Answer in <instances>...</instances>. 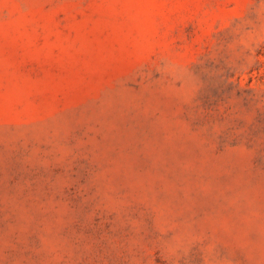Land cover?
Returning a JSON list of instances; mask_svg holds the SVG:
<instances>
[{
	"label": "rangeland",
	"instance_id": "1",
	"mask_svg": "<svg viewBox=\"0 0 264 264\" xmlns=\"http://www.w3.org/2000/svg\"><path fill=\"white\" fill-rule=\"evenodd\" d=\"M0 264H264V0H0Z\"/></svg>",
	"mask_w": 264,
	"mask_h": 264
}]
</instances>
